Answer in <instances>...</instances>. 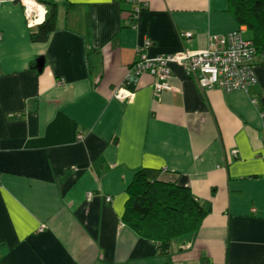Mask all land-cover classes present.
I'll return each mask as SVG.
<instances>
[{"label": "crops", "instance_id": "0c3cea01", "mask_svg": "<svg viewBox=\"0 0 264 264\" xmlns=\"http://www.w3.org/2000/svg\"><path fill=\"white\" fill-rule=\"evenodd\" d=\"M40 2L57 11L43 42L19 0L0 4V264H264V54L246 91L202 90L174 62L128 77L146 41L149 57L252 41L229 0ZM148 169L208 212L166 255L122 223Z\"/></svg>", "mask_w": 264, "mask_h": 264}, {"label": "trees", "instance_id": "16d2710c", "mask_svg": "<svg viewBox=\"0 0 264 264\" xmlns=\"http://www.w3.org/2000/svg\"><path fill=\"white\" fill-rule=\"evenodd\" d=\"M229 2L238 23L251 31L257 54H264V0ZM49 6L45 22L31 33L33 42L47 40L56 30V7ZM127 192L122 223L154 241L162 255L170 252L173 240L197 232L208 213L188 188L160 180L158 172L151 169L138 172Z\"/></svg>", "mask_w": 264, "mask_h": 264}, {"label": "built area", "instance_id": "2783aa9c", "mask_svg": "<svg viewBox=\"0 0 264 264\" xmlns=\"http://www.w3.org/2000/svg\"><path fill=\"white\" fill-rule=\"evenodd\" d=\"M21 3V0H19ZM37 4H39L36 1ZM23 5V4H22ZM24 11L25 6L23 5ZM140 8H136L139 13ZM33 16H35L33 14ZM29 21L27 19V25ZM183 38H191L192 33H183ZM146 41L139 49V57L130 69L128 77H138L143 73H149L161 81L167 80L171 74L170 63H179L188 75L194 76L202 90H210L215 87L230 93L234 91H246L252 85H256L257 77L254 71L257 49L253 41L244 40L240 31H233L222 36L212 38V44L208 49L196 52H181L178 54L160 55L149 57L145 51L150 46ZM164 83V82H163ZM131 80L124 82L116 92L120 100L132 99L134 92L128 87ZM159 90L172 91L168 84L157 85ZM79 138H81L79 136ZM92 193L88 197L92 198ZM110 202V198L106 199Z\"/></svg>", "mask_w": 264, "mask_h": 264}, {"label": "clouds", "instance_id": "9594fccd", "mask_svg": "<svg viewBox=\"0 0 264 264\" xmlns=\"http://www.w3.org/2000/svg\"><path fill=\"white\" fill-rule=\"evenodd\" d=\"M5 2L6 0H0V4ZM21 4L25 6V18L29 21V28L42 25L45 22L47 9L43 5L37 4L36 0H21Z\"/></svg>", "mask_w": 264, "mask_h": 264}, {"label": "rangeland", "instance_id": "374dc122", "mask_svg": "<svg viewBox=\"0 0 264 264\" xmlns=\"http://www.w3.org/2000/svg\"><path fill=\"white\" fill-rule=\"evenodd\" d=\"M251 34L245 35V38H250Z\"/></svg>", "mask_w": 264, "mask_h": 264}, {"label": "bare ground", "instance_id": "6f19581e", "mask_svg": "<svg viewBox=\"0 0 264 264\" xmlns=\"http://www.w3.org/2000/svg\"><path fill=\"white\" fill-rule=\"evenodd\" d=\"M38 26V25H37Z\"/></svg>", "mask_w": 264, "mask_h": 264}]
</instances>
